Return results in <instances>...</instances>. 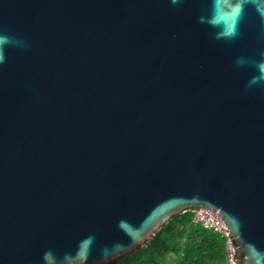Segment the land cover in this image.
I'll return each mask as SVG.
<instances>
[{
    "label": "water",
    "instance_id": "95a60500",
    "mask_svg": "<svg viewBox=\"0 0 264 264\" xmlns=\"http://www.w3.org/2000/svg\"><path fill=\"white\" fill-rule=\"evenodd\" d=\"M207 0H0V264L95 239L117 264L176 216L209 209L235 264H264V0L237 35ZM124 223L118 226V223ZM115 246V247H114ZM109 249L102 255L101 250Z\"/></svg>",
    "mask_w": 264,
    "mask_h": 264
},
{
    "label": "trees",
    "instance_id": "16d2710c",
    "mask_svg": "<svg viewBox=\"0 0 264 264\" xmlns=\"http://www.w3.org/2000/svg\"><path fill=\"white\" fill-rule=\"evenodd\" d=\"M193 217L191 211L174 217L151 241L117 264H226L224 239L195 225Z\"/></svg>",
    "mask_w": 264,
    "mask_h": 264
},
{
    "label": "clouds",
    "instance_id": "9594fccd",
    "mask_svg": "<svg viewBox=\"0 0 264 264\" xmlns=\"http://www.w3.org/2000/svg\"><path fill=\"white\" fill-rule=\"evenodd\" d=\"M248 2L249 0H207L206 14L198 17L199 22L213 29L216 39H231L237 35L238 22ZM170 3L176 5L179 0H170ZM5 46L22 48L26 45L23 39L0 32V64L5 59ZM258 56L259 59L256 60L239 57L235 61L238 66L249 65L254 69V74L249 78L246 87L264 84V49L259 51ZM123 223V221L119 222L118 226ZM94 239V235L90 234L78 241L74 251H65L61 254H57L53 249H46L42 253L41 264H86ZM108 251L107 248L102 249V255L106 256Z\"/></svg>",
    "mask_w": 264,
    "mask_h": 264
},
{
    "label": "built area",
    "instance_id": "2783aa9c",
    "mask_svg": "<svg viewBox=\"0 0 264 264\" xmlns=\"http://www.w3.org/2000/svg\"><path fill=\"white\" fill-rule=\"evenodd\" d=\"M193 223L204 229L211 230L213 233L221 236L225 244V260L226 264H235L233 246L228 238V231L223 221L209 209H201L194 213Z\"/></svg>",
    "mask_w": 264,
    "mask_h": 264
},
{
    "label": "rangeland",
    "instance_id": "374dc122",
    "mask_svg": "<svg viewBox=\"0 0 264 264\" xmlns=\"http://www.w3.org/2000/svg\"><path fill=\"white\" fill-rule=\"evenodd\" d=\"M169 258H173V255H170Z\"/></svg>",
    "mask_w": 264,
    "mask_h": 264
}]
</instances>
